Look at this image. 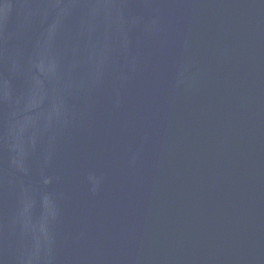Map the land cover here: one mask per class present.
I'll list each match as a JSON object with an SVG mask.
<instances>
[{"label": "water", "instance_id": "obj_1", "mask_svg": "<svg viewBox=\"0 0 264 264\" xmlns=\"http://www.w3.org/2000/svg\"><path fill=\"white\" fill-rule=\"evenodd\" d=\"M0 264H264V0H0Z\"/></svg>", "mask_w": 264, "mask_h": 264}]
</instances>
